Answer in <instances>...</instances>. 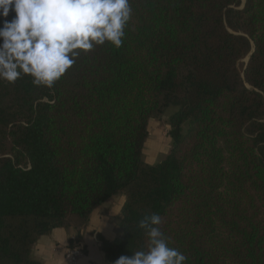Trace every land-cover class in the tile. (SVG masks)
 Masks as SVG:
<instances>
[{"label": "trees", "instance_id": "obj_1", "mask_svg": "<svg viewBox=\"0 0 264 264\" xmlns=\"http://www.w3.org/2000/svg\"><path fill=\"white\" fill-rule=\"evenodd\" d=\"M243 1L130 0L120 48L81 54L51 88L0 81V264H40L39 237L117 195L109 264L147 250L153 213L186 264H264V0ZM170 106L171 148L148 165Z\"/></svg>", "mask_w": 264, "mask_h": 264}, {"label": "clouds", "instance_id": "obj_2", "mask_svg": "<svg viewBox=\"0 0 264 264\" xmlns=\"http://www.w3.org/2000/svg\"><path fill=\"white\" fill-rule=\"evenodd\" d=\"M132 11L130 0H0V81L27 76L34 86L51 88L81 54L106 43L120 48ZM160 224L158 214L144 215L137 226L147 250L114 264H186Z\"/></svg>", "mask_w": 264, "mask_h": 264}, {"label": "crops", "instance_id": "obj_3", "mask_svg": "<svg viewBox=\"0 0 264 264\" xmlns=\"http://www.w3.org/2000/svg\"><path fill=\"white\" fill-rule=\"evenodd\" d=\"M151 120L143 149V161L148 165L159 162L171 148L168 118L163 128L152 130ZM124 200V196L117 195L104 202L92 212L86 227L81 230L56 228L49 234L39 237L32 247V259L40 264H68L64 259V253L71 237L75 236L83 248V256L75 264H109L98 236L106 241H113L119 236L117 218L120 216Z\"/></svg>", "mask_w": 264, "mask_h": 264}, {"label": "built area", "instance_id": "obj_4", "mask_svg": "<svg viewBox=\"0 0 264 264\" xmlns=\"http://www.w3.org/2000/svg\"><path fill=\"white\" fill-rule=\"evenodd\" d=\"M83 256V248L77 242L75 236L70 239L69 246L66 248L64 253V259L68 264H75L79 258Z\"/></svg>", "mask_w": 264, "mask_h": 264}, {"label": "rangeland", "instance_id": "obj_5", "mask_svg": "<svg viewBox=\"0 0 264 264\" xmlns=\"http://www.w3.org/2000/svg\"><path fill=\"white\" fill-rule=\"evenodd\" d=\"M243 0H242V4H243ZM244 62H245V59H243L240 63H239V67L241 68V65H243L244 64ZM176 109L174 108V107H172V106H170V107H168L166 110H165V112H164V114H163V116L160 118V119H152L151 120V127H150V130H152V129H157V128H163L164 127V125L166 124L165 122H166V120H167V118H169V116L175 111ZM150 142V141H149ZM149 142L147 143V145H149ZM171 143V142H170ZM147 148V147H146ZM163 156V155H162ZM166 156V155H165ZM164 156V157H165ZM163 157V158H164ZM162 158V159H163ZM161 159V160H162Z\"/></svg>", "mask_w": 264, "mask_h": 264}, {"label": "water", "instance_id": "obj_6", "mask_svg": "<svg viewBox=\"0 0 264 264\" xmlns=\"http://www.w3.org/2000/svg\"><path fill=\"white\" fill-rule=\"evenodd\" d=\"M249 56H250V54L245 58V62H244L245 65H246L247 62H248Z\"/></svg>", "mask_w": 264, "mask_h": 264}]
</instances>
